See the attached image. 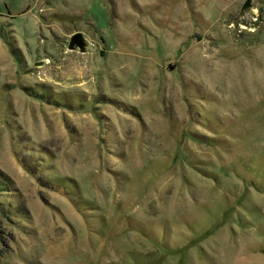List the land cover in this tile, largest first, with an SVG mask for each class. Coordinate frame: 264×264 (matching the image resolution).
I'll use <instances>...</instances> for the list:
<instances>
[{"label": "rangeland", "instance_id": "374dc122", "mask_svg": "<svg viewBox=\"0 0 264 264\" xmlns=\"http://www.w3.org/2000/svg\"><path fill=\"white\" fill-rule=\"evenodd\" d=\"M246 1L0 0V264H264Z\"/></svg>", "mask_w": 264, "mask_h": 264}, {"label": "water", "instance_id": "95a60500", "mask_svg": "<svg viewBox=\"0 0 264 264\" xmlns=\"http://www.w3.org/2000/svg\"><path fill=\"white\" fill-rule=\"evenodd\" d=\"M250 5H251V0H247L244 4V7L247 8ZM86 46L87 43L85 42V38L81 32H77L72 35L69 42L70 49L80 48L82 50H85Z\"/></svg>", "mask_w": 264, "mask_h": 264}]
</instances>
